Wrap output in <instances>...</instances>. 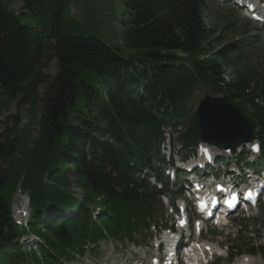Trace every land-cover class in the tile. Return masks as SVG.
I'll return each mask as SVG.
<instances>
[{
    "label": "trees",
    "instance_id": "trees-1",
    "mask_svg": "<svg viewBox=\"0 0 264 264\" xmlns=\"http://www.w3.org/2000/svg\"><path fill=\"white\" fill-rule=\"evenodd\" d=\"M15 1L0 0V117L12 106L18 113L0 122V264H58L105 233L131 239L147 228L159 194L135 173L152 166L163 127L186 117L198 90L221 94L264 145V107L254 102L258 89L264 102V73L240 71L247 43L211 52L208 0H123L119 48L82 34L76 20L62 23V0H55L49 30L21 19L42 17L43 0H21V14ZM53 61L58 72L50 79L45 71ZM226 68L237 71L234 80L225 79ZM41 86H48L44 99ZM40 103L39 138L32 142ZM196 118L186 146L200 141ZM18 191L30 197L29 232L41 241L39 253L16 242L28 234L12 218Z\"/></svg>",
    "mask_w": 264,
    "mask_h": 264
},
{
    "label": "rangeland",
    "instance_id": "rangeland-1",
    "mask_svg": "<svg viewBox=\"0 0 264 264\" xmlns=\"http://www.w3.org/2000/svg\"><path fill=\"white\" fill-rule=\"evenodd\" d=\"M63 10L61 11L64 15L62 23H72V20H76L80 23L79 28L82 31V34L97 37L102 39L105 42H108L113 47H120L122 45V31L120 28V16L122 11L123 0H62ZM58 4L55 0H43L38 4V11L42 17H33L25 16L21 17L24 24L30 23L32 26H40L41 28L49 30L53 24L52 16H57L58 13ZM72 7V8H71ZM13 9L17 14L25 13L23 11V3L21 0H16L13 6ZM71 9V10H70ZM203 16L205 19L206 25L211 28L214 32V36L211 38V52H218L229 47L234 46L235 44H240L241 42L249 44L252 41V38L256 35L252 34L254 30V25L240 13L233 10L228 6L214 5L208 3L204 8ZM252 37V38H251ZM247 41V42H246ZM253 52L250 53V58L243 61L240 67V71L245 74H251L264 70V35L255 42L253 47ZM258 67V68H257ZM259 69V70H258ZM58 72L57 61H53L48 69H46L45 74L53 79ZM235 69L226 68L225 79L227 81L234 80ZM48 93V86H41L38 92L40 99ZM206 96L220 99L222 98L221 94L210 93L205 90H198L195 92V95L191 98L188 109L190 116L192 118L193 114L196 113L200 103L204 100ZM43 104L38 105V112L34 117V120L31 125V141L35 142L39 138L40 130V121L43 116ZM18 115L16 106H12L7 113H4L0 117V122L6 123V119L10 117H16ZM21 125L27 126L30 122L28 113L22 112L20 114ZM178 139V135H175ZM178 152V149H177ZM221 154V151H217ZM166 155H169L166 151ZM177 188H173V194L171 197L176 196ZM76 191V190H75ZM77 193V191L75 192ZM77 194L81 195L80 192ZM27 201V199H25ZM166 202V200L164 201ZM164 203L162 201V207L160 211V220L163 221L164 212ZM32 215V211L29 212ZM66 216H71L70 213H63ZM74 216V215H73ZM249 218L240 222L234 223V228L225 231L222 236H207V239L213 240L215 243H219L223 249L233 246H251L256 245V247H261L262 244L259 243L258 238L262 236V231L264 230V204L261 205L257 210L252 214L248 215ZM16 218V216H14ZM28 214L21 216V222L23 225L26 224V219ZM28 220V219H27ZM239 232V233H238ZM234 233V235H232ZM29 235V236H28ZM28 239L22 241L24 251L29 253V248L39 251L40 243L38 238L34 234H28ZM31 239V240H30ZM30 241V242H29ZM144 241V240H142ZM18 242V241H16ZM29 242V243H28ZM147 243V242H146ZM110 243L107 242L101 246L100 251H97V256L91 255L97 261H108L112 260L115 257H121V249H118L116 255L111 254ZM132 247H130L131 249ZM133 249V248H132ZM248 251V250H245ZM235 254V252H234ZM260 258V257H258ZM263 258V257H262ZM236 258L235 260H237ZM89 255H86V258L82 260L79 264H88L91 261ZM264 260V258H263ZM113 261V260H112ZM60 264H73L65 260V258H60ZM233 260L223 259L218 260L217 264H232Z\"/></svg>",
    "mask_w": 264,
    "mask_h": 264
},
{
    "label": "water",
    "instance_id": "water-1",
    "mask_svg": "<svg viewBox=\"0 0 264 264\" xmlns=\"http://www.w3.org/2000/svg\"><path fill=\"white\" fill-rule=\"evenodd\" d=\"M197 115L199 132L204 142L225 149L242 141L250 142L251 125L234 106L206 97Z\"/></svg>",
    "mask_w": 264,
    "mask_h": 264
},
{
    "label": "snow or ice",
    "instance_id": "snow-or-ice-1",
    "mask_svg": "<svg viewBox=\"0 0 264 264\" xmlns=\"http://www.w3.org/2000/svg\"><path fill=\"white\" fill-rule=\"evenodd\" d=\"M256 150H258V149H256Z\"/></svg>",
    "mask_w": 264,
    "mask_h": 264
}]
</instances>
